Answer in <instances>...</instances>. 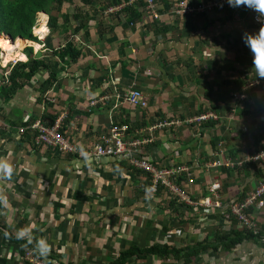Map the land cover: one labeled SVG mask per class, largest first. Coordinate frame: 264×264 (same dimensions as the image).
<instances>
[{
  "label": "crops",
  "instance_id": "1",
  "mask_svg": "<svg viewBox=\"0 0 264 264\" xmlns=\"http://www.w3.org/2000/svg\"><path fill=\"white\" fill-rule=\"evenodd\" d=\"M112 1L72 0L65 4L64 12L82 14V28L74 34L82 56L76 64L61 65L51 56L48 44L56 49L63 44L64 35L48 34L38 55L52 65L57 81L44 95H40V84L47 73L41 70L7 101L1 88L5 70L0 67V158L14 168L10 180H0V190L8 199L7 207L0 204V264H30L24 257L26 244L11 240L16 238V230L25 227L32 229L35 239L48 241L51 252L44 257L46 264H101L116 259L119 251L132 245L168 244L193 250L206 242L212 249L189 264H264V249L258 242L244 240L231 250L221 245L227 236L246 234L232 214L190 207L171 214L170 208L165 210L159 204L165 191L153 195L145 190V176L126 162L92 157L85 163L77 155L40 145L36 132L22 124L44 114H63L66 138L86 151L107 135L113 121L130 125L133 136L135 127L151 126L176 112L215 110L218 119L157 131L155 143L143 152L155 165L188 167L180 184L193 199L207 197L216 180H225L221 196L226 203L235 201L240 189L245 193L252 190V166L238 173L208 166L228 157L243 161L247 146L240 136L243 131H249L252 140L248 149L254 145L251 135L256 144H262L258 148H264V80L258 77L252 59H228V53H223L235 33L240 40L258 35L248 14L246 17L245 11L235 8L231 16V7L206 15L174 17L169 14L173 0H164L158 1L161 18L154 24L144 15L131 20L126 13L106 14ZM199 1L176 2L190 6ZM75 23L72 19L71 26ZM162 27L169 30L161 31ZM244 47L247 49L245 43L242 50ZM240 75L245 81L243 93L249 96L246 108L252 106V112L236 107L233 84L219 83ZM132 86L148 99L147 107H132L117 99ZM104 97L109 99L103 101ZM94 101L98 103L91 104ZM194 140L198 144H192ZM136 189L137 194L132 195ZM145 196L150 200H144ZM252 216L264 236V210H253ZM176 217L177 224L170 219ZM137 264L184 263L172 257H149Z\"/></svg>",
  "mask_w": 264,
  "mask_h": 264
},
{
  "label": "trees",
  "instance_id": "2",
  "mask_svg": "<svg viewBox=\"0 0 264 264\" xmlns=\"http://www.w3.org/2000/svg\"><path fill=\"white\" fill-rule=\"evenodd\" d=\"M128 1L129 0H125V1L113 0L111 4L113 6H116V5H121L123 3H127ZM156 1L164 2V0H156ZM176 1L178 0H173L172 5ZM217 1L218 0H208L202 3V0H200L199 3H193V4L190 3V6H194V7H197L198 5L207 6L209 3H216ZM66 3L70 5L72 3V0H0V34L8 35V37H10L15 41L24 39L31 42H38L32 30L36 22L37 13L43 11L46 13L48 17L47 27L49 29L48 34L50 35V37L53 33L61 32L63 33L64 35L63 38L65 39L63 40V44L59 45L56 49L49 48L50 46V42H49L48 49L51 50L50 53L51 56L56 57L61 65L70 66L72 64H76L78 59H80V57L82 56V50L78 46V41L74 39V34L77 33L82 28L80 23L82 14L80 11L74 12L72 14H69V12H64L63 8ZM167 5L168 3L165 5V7ZM143 6H144L143 2H137L132 5L126 6L120 12L129 15V19L131 20L132 18L136 20H140L141 18H143L142 13L140 11V8ZM230 8L231 6H229V4H227L224 7L213 6L210 13L214 11L228 10ZM236 8L245 11L244 13L246 14V17L248 14L249 17L248 20L252 23V26L255 25L254 26L255 29L260 30L261 27H264V23L261 25H257L254 23L251 13L246 7H236ZM159 10H161V7ZM232 10H235V8L234 7L231 8L230 11L231 16H233ZM207 13H209V11L199 12V13L195 12L193 15H202V14L206 15ZM239 14L242 13L240 12ZM60 17L62 21L59 23ZM72 19L76 21L74 27L71 26ZM147 19L152 21V23L155 22L154 24H156V20H159L160 18L155 19L153 17H147ZM160 29L161 31L165 30L166 32L169 30L168 27H162ZM68 31H70V33H68ZM87 32L88 30H85V34ZM49 35H47V37H49ZM239 37L240 34L235 33L233 43L229 41L230 43L228 45V48L230 51L233 50L235 51L236 59H243L242 52L251 53V51L248 47L246 51L242 50V46H244L243 43L244 39L240 40ZM4 39L6 38L0 35V43ZM23 53L27 56L28 60L26 62H18L15 66H13L11 73L8 77V80H6L5 77L2 80L1 88L2 90H4V95L7 101H9L11 98L14 97L17 90L24 88L28 83H30L33 80V77L36 75V73H38L41 70H46L47 74L44 81L41 82L40 84V88H41L40 95H44V93L52 87L53 83L57 81V73L53 69L52 65L48 63V61L42 60L43 58H39L40 55H38V53L34 55L32 47L25 49ZM237 70L240 71L239 69ZM219 83L221 85L233 84V87H235L236 90H234L235 94H233L232 98L235 100L236 107H242L241 109H244L245 111L248 112L253 111L252 106L246 108V104L249 102V96L243 93V98H241V89L243 87L242 85L245 83V81L241 80V75L236 80L233 81L223 80L220 81ZM236 94H238V98H235ZM201 112H204V110H202ZM56 117H57L56 115L44 114L40 116L38 119L42 121L43 124L45 125H51L55 121ZM35 120H36L35 118H30L27 121H23L22 124L24 126H27L29 129H33L37 135V131L32 127ZM128 126L130 132V125ZM64 128L65 126L62 125L60 131L64 132L63 131ZM136 128L139 129L142 127H135L134 131L136 130ZM249 166H252L254 170V174L256 176L260 177L262 175V169L256 164H251V165L244 164L243 167L236 166L235 169L238 172L241 169H250L248 168ZM142 175H144L146 178L144 183L145 190H150L152 185V176L146 173H142ZM180 179L181 177L179 178V180ZM141 193H144V191ZM242 196H245V192L242 193ZM168 204H169V208L171 209V214H175V215L178 214L179 209L182 207L180 205H177L176 199L169 200ZM170 219L175 220L177 224V217L175 219L174 218H170ZM259 234L260 237L264 240V236L261 234V231ZM11 240L15 243L26 244L25 247L26 249H35V241H33V243H28L26 240H18L14 237H11ZM244 240L255 241V238H253L249 234H234L233 238L227 236L226 238L222 239L220 243L221 245H224L225 250H231L234 247H236L238 244L243 242ZM209 249L212 248H210V246L207 245V242L206 245L197 246L193 250H189L185 248L184 249L177 248L174 245L169 246L168 244L164 246L155 244L154 246L149 248L148 247L139 248L136 245H132L126 250L120 251L116 256V259L103 262L101 264H137V262L141 260L146 261L149 257H159L164 260L170 259L172 257L174 260L177 261L181 260L183 261L184 264H189L190 262H192L193 258L200 257ZM214 250L216 251L217 249L214 248Z\"/></svg>",
  "mask_w": 264,
  "mask_h": 264
},
{
  "label": "built area",
  "instance_id": "3",
  "mask_svg": "<svg viewBox=\"0 0 264 264\" xmlns=\"http://www.w3.org/2000/svg\"><path fill=\"white\" fill-rule=\"evenodd\" d=\"M144 1L145 5L140 8L142 15L147 17H153L155 19L161 18L159 14L160 5L156 0H129L127 3H123L121 5H116L110 7L106 14H115L119 13L128 5H132L134 3ZM227 0H218L216 3H209L207 6L198 5L197 7L189 6L186 2H175L173 3V7L170 9L169 14L173 16H186L193 15L195 12H207L211 11L213 6L224 7L226 6ZM252 16V19L255 24L261 25L264 22V18L258 16L257 13L252 11L250 8L246 7ZM42 14L45 15L44 23L47 26V15L45 12L40 11L37 13L36 22L33 26V34L39 41H43L49 33V29L47 27V32L44 35V39L40 40L41 33H36V27H40L43 23ZM29 46L33 45V42L26 41ZM33 48V47H32ZM23 52V51H22ZM36 49L33 48V54L38 53ZM3 51L0 53V66L5 70L4 77L8 80V77L11 73L13 66H15L19 61L18 59H14L12 62L5 63L2 59ZM11 66V67H9ZM246 88V87H245ZM241 89V98H243V89ZM235 98H238V94H236ZM109 97H104L103 101H106ZM117 99L127 102L132 107H147L148 99L143 95V93L135 86L130 88V91L126 93L123 97L120 95L117 96ZM98 101H94L91 104H97ZM64 116L56 117L55 121L51 125H45L39 119L35 120L33 124V128L37 131L36 141L43 146L50 147L52 149L58 150L63 153H68L71 155H77L83 158L81 150L70 143V141L66 138L65 132H61L60 128L62 125ZM219 116L216 112L211 111L210 114L205 112H201L195 116L188 117L185 119H180L178 117H173L170 120H159L153 123L151 126L137 128L134 132V135L131 136L129 132V126L126 124H116L112 122V126L110 127V131L106 137H103L102 140L92 146L89 150H86L89 154V157H109L113 158L117 161H125L128 165L134 169L147 172L152 174L153 184L152 191L157 192L160 186L165 187L171 194L176 195L187 205L197 206L199 208H203L206 211L211 210H230L234 215L238 217V219L247 226L248 230H252V234L255 238H257L264 247V240L260 237L258 230L255 228L253 222L250 221L247 215V211L251 208H255L259 210L264 206V180L259 181L258 187L256 191L249 193L246 197V201H241L233 210L230 206L222 204L220 201L219 188H222V183L219 182L217 184L212 185V189H210L212 193V198L204 199L205 202L195 203L192 199L186 195L183 190L176 184L177 176L181 175L184 172H187L186 167H171L174 170L170 172H160L157 171L153 165L146 159L141 157V153L145 147H148L155 143V135L156 132L163 129H169L174 126L183 125L185 123L193 124V123H201L206 122L211 119H218ZM3 122V119L0 114V124ZM228 161V162H227ZM227 166H242L244 163L252 162V163H260L264 161V150H259L257 152L249 153L246 155L241 162H235L233 159H227ZM219 164H223L221 162L215 163L214 166H218ZM182 168V169H181ZM218 190V191H217ZM175 193V194H174ZM190 203H186V202ZM25 259H27L30 264H45L44 257H40L33 250H26L24 254Z\"/></svg>",
  "mask_w": 264,
  "mask_h": 264
},
{
  "label": "rangeland",
  "instance_id": "4",
  "mask_svg": "<svg viewBox=\"0 0 264 264\" xmlns=\"http://www.w3.org/2000/svg\"><path fill=\"white\" fill-rule=\"evenodd\" d=\"M158 4L159 5H161V3L160 2H158ZM211 11H209V13H210ZM41 27V26H40ZM39 27V28H40ZM36 29H38V28H36ZM36 29H35V32H36ZM46 32H47V29H46ZM36 33H38V32H36ZM0 35H2V37H5V38H7V39H9L11 42H13V41H15V40H13V39H11L10 37H8V35H4V34H0ZM44 35L45 34H42L41 35V37H39V39L40 40H43L44 39ZM46 37H47V35H46ZM46 37H45V39H46ZM19 39V38H18ZM45 39L43 40V41H39L38 39H37V41L38 42H33V43H37L38 45H39V48H38V50L37 51H40V50H42V48H44L45 47V44H46V41H45ZM24 40V39H23ZM25 41V45H24V47L22 48V49H18L19 51H23V50H25V49H27V48H30V47H33L34 48V46L32 45V46H29L28 44H27V40H24ZM16 42V41H15ZM45 42V43H44ZM32 48V49H33ZM0 50H2L1 48H0ZM34 50H35V48H34ZM229 50V49H228ZM3 51V50H2ZM243 51H246V49L244 48L243 49ZM4 52V51H3ZM223 53H228V59H236L235 58V56H236V53H235V51L233 50V51H230L229 50V52L227 51V52H223ZM242 55H243V59H252V53H247V52H242ZM0 59H1V57H0ZM229 75H232L234 78H236V76H238L237 74L238 73H234V75H233V73L232 72H227ZM236 74V75H235ZM222 75L223 76H225V73H222ZM233 90H236L235 89V87L233 88ZM44 98V97H43ZM45 99V98H44ZM184 114V115H186L187 117H192V116H195V115H197V114H199L198 112H196V114H194V113H192V112H176V114L174 115V117H178V118H180V119H184L186 116H181L180 114ZM205 113H207V114H210L211 113V111H206ZM194 114V115H193ZM61 115H63V114H60V116ZM64 116V115H63ZM58 117V116H57ZM65 117V116H64ZM168 118H170V120L171 119H173V116H170V117H168ZM64 119V118H63ZM165 120H167V119H165ZM109 133V132H108ZM108 133H107V135H108ZM106 135V136H107ZM106 136H104V137H106ZM240 136H242V137H244L243 138V142L244 143H246V148H244V152L246 153L245 154V156L246 155H248L249 153H253V152H257V151H259V150H264V148H261V149H259L258 147H260V146H262V144H256L255 143V141H256V139H255V137H254V135H251L252 136V138H253V142H254V145H253V149L251 150V149H248L250 146H249V144L250 143H252V140H251V137H250V133H249V131H243V133H240ZM246 137H248V139L246 138ZM192 144H198V142L196 141V140H194L193 141V143ZM255 148H256V150H255ZM244 156V157H245ZM141 157L142 158H144V159H146V160H148L152 165H153V167L157 170V171H160V172H170V171H172V170H174L173 168H171V167H161V166H158V165H155L154 163H153V161H151L147 156H146V154L144 153V152H142L141 153ZM104 158H109V157H104ZM219 158H222V157H219ZM229 158V157H228ZM227 158V159H228ZM111 159H113V158H111ZM227 159L226 160H223V161H217V162H214V163H212V164H209L208 166L209 167H214V168H217V169H221V170H224V171H232V172H237L236 171V169L235 168H233V166H227L226 164H227ZM115 160V159H114ZM115 161H117V160H115ZM227 161V162H226ZM120 162V161H119ZM121 162H125V161H121ZM219 162H221V163H223V164H219L218 166H214V164L215 163H219ZM127 163V162H126ZM128 164V163H127ZM244 164H246V165H251V164H256V165H258L261 169H262V175L260 176V177H258V176H256L255 174H254V172H252L251 171V173H252V178L253 179H250V181L252 182V184H254V186H253V188H252V190L251 191H249V192H247V193H245V196H242V193L244 192L243 191V189H240L239 190V194H238V198L235 200V201H233V202H229V203H226V202H223L222 201V196H221V190L223 189V187L225 186V180H220V181H218V180H216V181H214V185L215 184H217V183H219V182H221L222 183V188L220 189H218L219 190V194H220V201L222 202V204H224V205H228V206H230L231 207V209L233 210V207H235V205H237L239 202H241V201H243L244 200V202L246 201V196L249 194V193H251V192H253V191H256V189H257V187H258V183H259V181H261V180H264V161H262V162H260V163H252V162H248V163H244ZM244 164L242 165V166H238V167H243L244 166ZM129 166V165H128ZM172 167H174V166H172ZM175 167H186V166H175ZM236 167V166H235ZM130 168H132V167H130ZM187 168V172H184V173H182L181 175H179V176H177V178H176V184L183 190V187L181 186V184H180V182H181V180H179V178L181 177H183L185 174H188L189 173V169H188V167H186ZM132 169H134V168H132ZM182 169V168H181ZM135 171H140V170H137V169H134ZM242 170V169H241ZM140 172H142V173H146V174H149V173H147V172H144V171H140ZM238 173V172H237ZM151 176H152V174H150ZM256 181V182H255ZM152 184H153V178H152ZM212 184V185H213ZM212 185L210 186V188H209V195L207 196V197H204L202 200H196V199H193L192 198V196H190L189 194H186L184 191V193L186 194V195H188L189 196V198L190 199H192V201L193 202H195V203H200L201 201L202 202H205V201H203L204 199H207V198H212V193H211V191H210V189H212L211 187H212ZM150 190H151V192H152V194L153 195H157V194H159L160 192H162L163 190L165 191V193L167 194V195H165L164 197H162V200H160V207H162V208H165V210L166 209H169V200H174V199H176L177 200V205H180V206H182V207H185V208H188V207H190V208H194V209H197V210H203V211H206L205 209H203V208H199V207H197V206H193V205H187V204H185L183 201H181L180 200V198H178L176 195H173V194H171L165 187H163V186H160L159 187V189H158V191L157 192H154V191H152V185H151V188H150ZM160 190H162V191H160ZM217 190V191H218ZM137 191H138V189H136V191L133 193L132 192V195L134 194H137ZM175 194V193H174ZM158 199H160V198H158ZM144 200H150V199H148L146 196H145V198H144ZM186 202V201H185ZM186 203H190V201L189 202H186ZM217 210H219L220 212H222V213H228V214H232L234 217H236L237 219H238V217L236 216V215H234L230 210H220V209H217ZM253 210H257V209H255V208H251V209H249L248 211H247V215H248V218L250 219V221L251 222H253L254 223V225H255V228L258 230V233H260V231H261V228L258 226V223H257V219L256 218H254L253 216H252V218L250 217V212H252ZM262 210H264V206L262 207V208H260L259 210H257V211H262ZM210 211H213V210H211L210 209ZM166 213L164 212V214H162V215H165ZM161 215V214H160ZM115 217H119V216H115ZM109 219H110V217H108ZM108 218H106V219H108ZM120 218V217H119ZM33 219H34V217H33ZM238 221H240L239 219H238ZM241 222V221H240ZM242 223V222H241ZM243 224V226H244V229H245V231H246V234H249V235H251L253 238H255L254 236H253V234H252V230H248L247 229V226L244 224V223H242ZM110 231H111V229H110ZM261 233H262V231H261ZM260 235V234H259ZM255 241L256 242H258L259 244H261L262 245V243H260L259 241H258V239L257 238H255ZM166 245V244H165ZM262 248L264 249V247H263V245H262ZM26 250H33V251H35L34 249H25V251ZM24 251V252H25ZM120 252V251H119ZM25 254V253H24ZM44 263L46 264V262H45V258H44Z\"/></svg>",
  "mask_w": 264,
  "mask_h": 264
},
{
  "label": "clouds",
  "instance_id": "5",
  "mask_svg": "<svg viewBox=\"0 0 264 264\" xmlns=\"http://www.w3.org/2000/svg\"><path fill=\"white\" fill-rule=\"evenodd\" d=\"M231 7H248L258 14L259 17L264 18V0H227ZM264 22V21H262ZM245 45L252 53V64L256 70L258 77L264 80V27H261L257 36H245ZM84 162L87 163L90 159L89 154L81 149ZM14 174L13 165L5 158H0V180H10ZM0 204L7 207L8 199L2 190H0ZM6 238L10 237L8 232L4 233ZM16 239L26 240L28 243L35 241V252L40 257H47L51 252V247L48 241L44 238L35 239L32 235V229L25 227L16 230Z\"/></svg>",
  "mask_w": 264,
  "mask_h": 264
},
{
  "label": "bare ground",
  "instance_id": "6",
  "mask_svg": "<svg viewBox=\"0 0 264 264\" xmlns=\"http://www.w3.org/2000/svg\"><path fill=\"white\" fill-rule=\"evenodd\" d=\"M42 18H43V23L41 24L40 28L36 27V28H38V29H36V32H39L41 34H46L45 32H46L47 26L44 23V21H45V15L44 14H42ZM24 45H25V41H22V40L21 41L17 40L16 42L15 41L11 42L7 38L4 39L0 43V48L4 51L2 59L5 61V63L12 62L14 59H18L19 61H26L27 57L24 54H22L21 51L18 50ZM33 46L38 48L37 43H33Z\"/></svg>",
  "mask_w": 264,
  "mask_h": 264
}]
</instances>
